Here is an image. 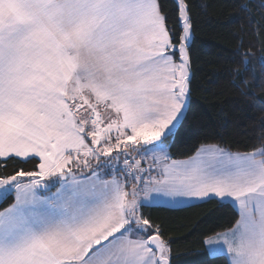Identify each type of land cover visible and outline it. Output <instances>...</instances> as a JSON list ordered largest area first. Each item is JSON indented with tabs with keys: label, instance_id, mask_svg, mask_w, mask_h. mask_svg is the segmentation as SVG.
<instances>
[{
	"label": "snow or ice",
	"instance_id": "1",
	"mask_svg": "<svg viewBox=\"0 0 264 264\" xmlns=\"http://www.w3.org/2000/svg\"><path fill=\"white\" fill-rule=\"evenodd\" d=\"M176 7L179 47L160 0H0V158L39 160L0 173V204L15 192L0 264H204L173 255L142 208L216 198L240 215L216 234L226 264H264V148L202 145L168 162L191 80L190 17ZM157 150L153 176L141 165Z\"/></svg>",
	"mask_w": 264,
	"mask_h": 264
},
{
	"label": "trees",
	"instance_id": "2",
	"mask_svg": "<svg viewBox=\"0 0 264 264\" xmlns=\"http://www.w3.org/2000/svg\"><path fill=\"white\" fill-rule=\"evenodd\" d=\"M167 27L179 43L182 23L176 0H160ZM192 37L189 106L186 132L168 150L172 159H186L202 145L232 152L264 148V0H185ZM177 58V54H176ZM39 160L0 158V173L38 171ZM111 170H109L110 172ZM111 174V172H110ZM12 193L0 208L12 203ZM145 206V216L171 240L173 255L203 257L204 264H226L225 253L210 254L206 238L232 228L239 211L231 201L207 199L187 206Z\"/></svg>",
	"mask_w": 264,
	"mask_h": 264
},
{
	"label": "crops",
	"instance_id": "3",
	"mask_svg": "<svg viewBox=\"0 0 264 264\" xmlns=\"http://www.w3.org/2000/svg\"><path fill=\"white\" fill-rule=\"evenodd\" d=\"M195 155V154H194ZM154 158H155V163L153 162L154 161ZM258 158V157H257ZM160 159V160H159ZM187 159V158H186ZM171 160H183V159H172V158H170L169 157V155H168V162H171ZM162 162H163V159H161V158H157V157H153L152 155H151V159L150 160H148V163H143V164H146V165H148V167H149V165H152V167L155 169V171H153L152 172V175L153 176H155V175H157V172H158V170L163 166L162 165ZM142 164V165H143ZM101 171H103V170H101ZM111 172V171H110ZM147 175V174H146ZM145 175V176H146ZM105 178H109V177H105ZM45 179H49V178H45ZM49 184H51V185H53L51 188H49V190L51 191V192H55L56 191V189L58 188V187H60V185H59V183H49ZM13 194H14V196H15V192L13 191L12 192ZM41 194L42 195H45V194H47L46 192H41ZM231 202H232V200L231 199H229ZM153 204H155V203H153ZM165 206H168V205H165ZM235 207L237 208V206L235 205ZM238 209V208H237ZM238 211H239V209H238ZM239 219H240V216H239ZM225 232V231H224ZM220 233H223V232H220ZM133 238H135V237H133ZM209 238H212V240H213V243L212 244H206V247H207V249H208V252L210 253V254H212V255H214V254H218V253H222L223 251H220L221 249L220 248H222L221 246H219L218 247V244L216 243V234L215 235H212V236H210V237H208V238H206V240L205 241H207ZM225 252V251H224Z\"/></svg>",
	"mask_w": 264,
	"mask_h": 264
},
{
	"label": "rangeland",
	"instance_id": "4",
	"mask_svg": "<svg viewBox=\"0 0 264 264\" xmlns=\"http://www.w3.org/2000/svg\"><path fill=\"white\" fill-rule=\"evenodd\" d=\"M176 2L178 3L179 0H176ZM181 23H183L182 20H181ZM189 23H190V21H189ZM189 35H190V41H191V37H192L191 25H190V33H189ZM177 47H179V43L177 44ZM179 57H180V54H179V52H177V58H176V60H177L178 63L180 62ZM189 70H190V67H189ZM113 135H115V133H113ZM217 146H218V145H217ZM219 147H220V146H219ZM256 150L258 151V150H260V149H256ZM165 151L168 153V150H167V149H166ZM133 155H134V154H133ZM151 155H152L153 157H157V158L164 159V153H162V152H160L159 150H157V152H155V153H150V154H148L147 156L143 157V160H144L145 163H148V160L151 159ZM168 155H169V154H168ZM258 158H259V157H258ZM135 159H136V160H140L141 157H140V156H136ZM159 160H160V159H159ZM93 163H95V160H93ZM120 163H121V166H123V160H121ZM132 163H135V161H132ZM141 167H143L144 169H147V168H148V165L143 164V165H141ZM115 174H119V173H118V170H117V172H116ZM145 179H147V175L145 176ZM134 183H135V181H132V182L129 183V190H131V188H132V186H133ZM142 187H143V185H142ZM139 195H140L141 197H144V193H143V192L139 193ZM227 201H230V200H227ZM152 203H155V202H152ZM189 204H190V203H189ZM167 205L170 206V207H179V206H183V205H176V204H167ZM236 206H237V205H236ZM237 208H238V206H237ZM213 240H214V239H213ZM218 247H219V245H218ZM220 249H221L220 251H223L222 253H225V254H226V248L222 247V248H220ZM224 251H225V252H224Z\"/></svg>",
	"mask_w": 264,
	"mask_h": 264
},
{
	"label": "water",
	"instance_id": "5",
	"mask_svg": "<svg viewBox=\"0 0 264 264\" xmlns=\"http://www.w3.org/2000/svg\"><path fill=\"white\" fill-rule=\"evenodd\" d=\"M52 186H53V185L49 184V185H48V188H51Z\"/></svg>",
	"mask_w": 264,
	"mask_h": 264
}]
</instances>
